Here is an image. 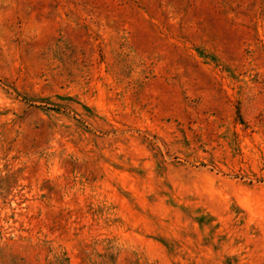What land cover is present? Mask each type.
Returning <instances> with one entry per match:
<instances>
[{"label":"rangeland","instance_id":"1","mask_svg":"<svg viewBox=\"0 0 264 264\" xmlns=\"http://www.w3.org/2000/svg\"><path fill=\"white\" fill-rule=\"evenodd\" d=\"M0 264H264V0H0Z\"/></svg>","mask_w":264,"mask_h":264}]
</instances>
